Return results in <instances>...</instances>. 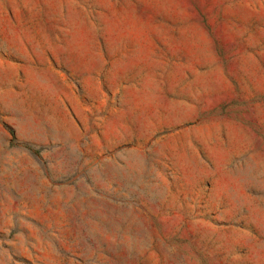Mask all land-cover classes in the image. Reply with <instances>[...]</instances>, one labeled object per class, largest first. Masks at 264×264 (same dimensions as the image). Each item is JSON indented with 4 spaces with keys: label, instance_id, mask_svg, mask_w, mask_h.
Instances as JSON below:
<instances>
[{
    "label": "rangeland",
    "instance_id": "374dc122",
    "mask_svg": "<svg viewBox=\"0 0 264 264\" xmlns=\"http://www.w3.org/2000/svg\"><path fill=\"white\" fill-rule=\"evenodd\" d=\"M0 264H264V0H0Z\"/></svg>",
    "mask_w": 264,
    "mask_h": 264
}]
</instances>
